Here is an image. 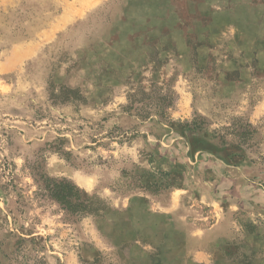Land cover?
Segmentation results:
<instances>
[{
    "label": "rangeland",
    "instance_id": "374dc122",
    "mask_svg": "<svg viewBox=\"0 0 264 264\" xmlns=\"http://www.w3.org/2000/svg\"><path fill=\"white\" fill-rule=\"evenodd\" d=\"M0 264H264V0H0Z\"/></svg>",
    "mask_w": 264,
    "mask_h": 264
},
{
    "label": "trees",
    "instance_id": "16d2710c",
    "mask_svg": "<svg viewBox=\"0 0 264 264\" xmlns=\"http://www.w3.org/2000/svg\"><path fill=\"white\" fill-rule=\"evenodd\" d=\"M44 183L45 189L49 192L52 199L58 202L63 208H66L70 211V209L72 208V200H74V202H76L77 204L79 203V199L77 198L78 191L77 189H75V187L65 183L64 181L58 184L55 181H50L48 183V181L45 180ZM52 188H55V190H52ZM60 188L62 189L63 193H57L56 189ZM76 208L78 215L87 214L86 209H84V207H82L81 205H77Z\"/></svg>",
    "mask_w": 264,
    "mask_h": 264
}]
</instances>
